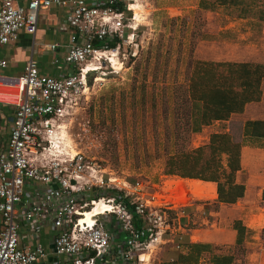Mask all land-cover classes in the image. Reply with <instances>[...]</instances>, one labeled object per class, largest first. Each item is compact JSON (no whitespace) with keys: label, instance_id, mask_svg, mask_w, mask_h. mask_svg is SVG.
<instances>
[{"label":"rangeland","instance_id":"1","mask_svg":"<svg viewBox=\"0 0 264 264\" xmlns=\"http://www.w3.org/2000/svg\"><path fill=\"white\" fill-rule=\"evenodd\" d=\"M200 1L126 0V5L139 6L138 14L128 12L119 50L106 55L110 60L115 57L120 69L104 56L89 60L88 68L96 66L87 74L89 91L69 110L60 122L62 132L56 134L64 139L60 151L81 152L89 165L103 171L105 179L115 178L120 186L139 183L144 198L156 195L172 202L175 208L164 211L169 224L165 239L171 241L139 252L145 254V261L137 264H172L183 250L177 246L184 243V230L201 223L203 214L197 206L208 199L206 189L200 182L166 175L169 157L208 145L216 132L243 142L246 118L242 115L228 118L229 124L226 120L202 124L197 133L192 132L195 120L187 126L184 109L191 105L186 96L193 68L198 62L264 65V19L260 18L264 0H244L242 7L252 8L249 13L241 6L203 10ZM261 90V100L247 107L250 119L264 120V80ZM210 125L215 128L208 130ZM253 209L263 210L252 233L259 239L251 240L246 233L244 240L263 247L264 202ZM243 216L247 221L248 215ZM108 217L105 225L112 232L116 215ZM243 246H213L211 253L202 255L203 263L214 255H233L234 264H245Z\"/></svg>","mask_w":264,"mask_h":264},{"label":"built area","instance_id":"2","mask_svg":"<svg viewBox=\"0 0 264 264\" xmlns=\"http://www.w3.org/2000/svg\"><path fill=\"white\" fill-rule=\"evenodd\" d=\"M17 1L0 0V44L15 42L21 33L34 36L42 10L66 8V24L73 34L64 63L76 71L60 79L44 76L32 58L15 83L0 78V104L15 108L7 148L0 152V264H38L47 256L40 244L20 248V219L35 237L42 226H52L59 264L143 263L145 254L139 252L171 241L165 239L169 224L164 211L175 208L172 202L156 195L144 198L139 183L120 186L115 178L105 179L103 171L89 165L81 152L60 151L64 139L56 138L57 130L63 129L60 122L89 91V60L107 58L119 50L120 46L115 51L107 49V42L123 41L130 5L126 0H104L101 7L89 6L88 0H24L26 7H22ZM56 48L52 45L49 51ZM28 183L40 185L41 199L25 202L18 212ZM96 190H114L122 196L87 198ZM125 200L141 219V227L134 225ZM96 201L110 204L111 211L85 222L84 212ZM110 214L116 215L112 232L104 220ZM180 244L177 249L182 248Z\"/></svg>","mask_w":264,"mask_h":264},{"label":"crops","instance_id":"3","mask_svg":"<svg viewBox=\"0 0 264 264\" xmlns=\"http://www.w3.org/2000/svg\"><path fill=\"white\" fill-rule=\"evenodd\" d=\"M17 2L18 5L26 7L24 0ZM103 2L104 0H88V4L91 7H101ZM66 11V8L58 6H53L48 10H42L39 13L37 31L34 36L21 33L15 42L5 45L0 44V63H5V67L0 66V78L3 81L15 83L23 74L28 61L32 58L37 64L39 73L44 76L60 79L76 71L74 67L64 63L69 46V39L73 34V30L66 24ZM52 45H55L57 48L54 51H49V47ZM56 59L59 60V63H55ZM249 105L245 107L242 114H233L234 116L242 115L246 118L243 130L247 122L260 120L250 119L252 118L250 115L248 118L246 111ZM14 114V107L0 104V152L5 151L7 148L13 127L12 121ZM218 122L216 121L214 123L218 124ZM226 123L229 124L230 120H226ZM214 128L215 125H210L207 129L212 130ZM189 181L200 182L206 189L208 199L203 201V205L197 206V211L203 214L200 217L201 223L198 225L194 223L192 227L184 230L183 241L185 243L210 244L219 248L235 247L237 234L233 229V225L236 221H240L246 228L247 236L250 234L251 240L259 239L258 234L254 238L252 237V233L256 231L257 222L263 210L255 213L253 207L258 205L259 202H264L261 195L264 191V150L262 151L260 148L247 145L242 148L241 170L236 174V182L244 185L245 194L234 205H224L217 201L215 183L199 180ZM25 192L26 194L22 198V203L17 206L18 212L24 207L23 204L25 202L36 203L42 196V190L39 184L28 183ZM93 195L94 193H91L87 198ZM194 200L201 202L199 198ZM253 204L254 206H252ZM216 207L218 209H215ZM243 215H248L245 216L248 217L247 221L244 220ZM18 224L20 248L34 249L37 247V244H40L47 256L38 264H59L58 258L54 255L53 250L55 230L50 224L42 226L37 237L31 233L29 227L23 220L20 219ZM224 225L226 226L225 228H223ZM257 244L244 240L243 248H245L247 253V261L245 264H264V246L258 247Z\"/></svg>","mask_w":264,"mask_h":264},{"label":"trees","instance_id":"4","mask_svg":"<svg viewBox=\"0 0 264 264\" xmlns=\"http://www.w3.org/2000/svg\"><path fill=\"white\" fill-rule=\"evenodd\" d=\"M244 0H201L200 9L213 10L216 7L239 8ZM248 9V10H247ZM264 19V10L260 12ZM108 48L114 50L122 44L118 38L108 41ZM99 46V45H96ZM264 80V65L250 63H208L198 62L189 78L188 100L190 107L185 111L187 126L194 121L192 132L200 131L202 124L208 125L216 121L227 120L233 114H242L248 104L261 100V84ZM203 120V121H202ZM212 122V123H211ZM243 142L237 143L227 133H214L209 144L187 153L169 157L166 165V175L184 179L199 180L216 184L217 201L224 205H234L244 197L245 187L236 182V174L241 170V151L243 143H249L264 149V121L255 120L245 124ZM247 144V146L249 145ZM262 198L264 200V191ZM121 198L122 194L114 190H96L89 199L101 197ZM129 206L134 225L142 226V221ZM236 231V245L243 244L246 228L240 221L233 225ZM213 246L203 243H183L182 251L172 264H234L233 255H214L211 260L203 263L202 255L211 253Z\"/></svg>","mask_w":264,"mask_h":264},{"label":"bare ground","instance_id":"5","mask_svg":"<svg viewBox=\"0 0 264 264\" xmlns=\"http://www.w3.org/2000/svg\"><path fill=\"white\" fill-rule=\"evenodd\" d=\"M139 6H136V4H130V10L135 12V16H137V10H138ZM137 21V20H136ZM110 62H112L115 66L118 65L117 69L119 68L120 64L116 63L115 57L112 58L110 60ZM95 67L96 66H89V70L88 71H95ZM91 69V70H90ZM112 207L110 204L108 203H104V202H94L92 204V208L90 210H87L84 212L83 217H85V222H91L92 218L91 217H95L96 215H99L101 213H103V211L107 212V211H111ZM263 215V214H262Z\"/></svg>","mask_w":264,"mask_h":264}]
</instances>
